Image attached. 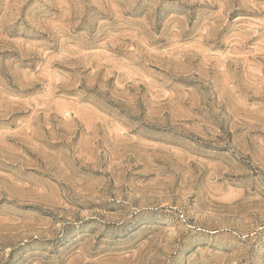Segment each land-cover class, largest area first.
Instances as JSON below:
<instances>
[{
	"label": "rangeland",
	"instance_id": "obj_1",
	"mask_svg": "<svg viewBox=\"0 0 264 264\" xmlns=\"http://www.w3.org/2000/svg\"><path fill=\"white\" fill-rule=\"evenodd\" d=\"M0 264H264V0H0Z\"/></svg>",
	"mask_w": 264,
	"mask_h": 264
}]
</instances>
